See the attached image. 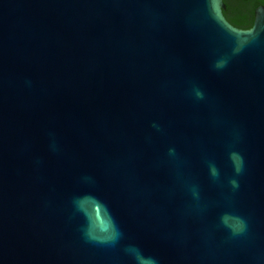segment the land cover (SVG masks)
I'll use <instances>...</instances> for the list:
<instances>
[{"label":"water","instance_id":"obj_1","mask_svg":"<svg viewBox=\"0 0 264 264\" xmlns=\"http://www.w3.org/2000/svg\"><path fill=\"white\" fill-rule=\"evenodd\" d=\"M222 8L0 0V264H264V5Z\"/></svg>","mask_w":264,"mask_h":264},{"label":"trees","instance_id":"obj_2","mask_svg":"<svg viewBox=\"0 0 264 264\" xmlns=\"http://www.w3.org/2000/svg\"><path fill=\"white\" fill-rule=\"evenodd\" d=\"M224 18L238 29H248L252 26L255 9L264 5V0H222Z\"/></svg>","mask_w":264,"mask_h":264},{"label":"clouds","instance_id":"obj_3","mask_svg":"<svg viewBox=\"0 0 264 264\" xmlns=\"http://www.w3.org/2000/svg\"><path fill=\"white\" fill-rule=\"evenodd\" d=\"M238 171H239V169H238ZM240 225H241V229H243V221H240Z\"/></svg>","mask_w":264,"mask_h":264}]
</instances>
